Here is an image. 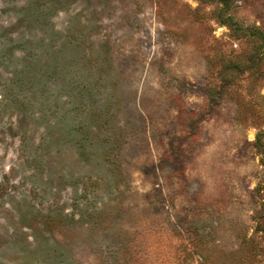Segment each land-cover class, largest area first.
<instances>
[{"label": "rangeland", "instance_id": "rangeland-1", "mask_svg": "<svg viewBox=\"0 0 264 264\" xmlns=\"http://www.w3.org/2000/svg\"><path fill=\"white\" fill-rule=\"evenodd\" d=\"M264 0H0V264H264Z\"/></svg>", "mask_w": 264, "mask_h": 264}, {"label": "trees", "instance_id": "trees-1", "mask_svg": "<svg viewBox=\"0 0 264 264\" xmlns=\"http://www.w3.org/2000/svg\"><path fill=\"white\" fill-rule=\"evenodd\" d=\"M262 137H263L262 133H257L254 140V144L256 148L260 151V153H262L263 155L261 162L264 165V142L262 141Z\"/></svg>", "mask_w": 264, "mask_h": 264}]
</instances>
